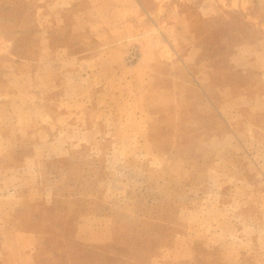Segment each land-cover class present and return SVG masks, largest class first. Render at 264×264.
Listing matches in <instances>:
<instances>
[{
    "label": "rangeland",
    "instance_id": "rangeland-1",
    "mask_svg": "<svg viewBox=\"0 0 264 264\" xmlns=\"http://www.w3.org/2000/svg\"><path fill=\"white\" fill-rule=\"evenodd\" d=\"M0 264H264V0H0Z\"/></svg>",
    "mask_w": 264,
    "mask_h": 264
}]
</instances>
